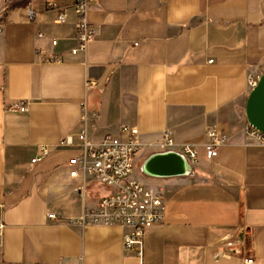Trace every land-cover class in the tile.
Masks as SVG:
<instances>
[{
    "label": "crops",
    "instance_id": "obj_1",
    "mask_svg": "<svg viewBox=\"0 0 264 264\" xmlns=\"http://www.w3.org/2000/svg\"><path fill=\"white\" fill-rule=\"evenodd\" d=\"M52 1L0 5V264H264V146L246 137L244 113L264 73V0H93L95 34L75 54L74 0ZM83 116L90 139L138 131L132 177L165 205L141 257L124 249L125 229L76 223L108 192L69 177L78 150L59 144L77 143ZM214 126L224 141L208 160ZM165 132L195 147L188 175L143 171ZM40 147L48 155L32 163Z\"/></svg>",
    "mask_w": 264,
    "mask_h": 264
},
{
    "label": "built area",
    "instance_id": "obj_2",
    "mask_svg": "<svg viewBox=\"0 0 264 264\" xmlns=\"http://www.w3.org/2000/svg\"><path fill=\"white\" fill-rule=\"evenodd\" d=\"M2 4L6 0H1ZM165 2L166 0H161ZM93 0H74L72 11L75 16L74 28L76 32V48L72 50L75 54L85 51L87 44L93 38L95 31L89 24L87 14ZM46 5L54 8L52 0H47ZM35 12L29 6L27 18L32 21ZM56 24L67 22L66 8L56 10ZM42 38V34H38ZM56 42L52 41V45ZM258 79L249 80L250 91L256 86ZM13 110L24 112L26 104L17 102L11 106ZM83 127L76 135V144L70 139L60 142L59 146H75L78 154L68 161L69 177H88L108 189L107 194L100 197L92 207H85L76 223L80 225H105L118 226L126 230L123 234L124 249L141 257L143 248V237L147 230L155 225L161 224L164 215V200L157 190L148 188L132 177L135 156L139 150L137 142L138 131L136 128L123 126L118 134H107L98 142L89 137L86 127V118H81ZM91 129L93 125L90 124ZM246 137L255 143L264 146V133L259 132L250 125L245 127ZM224 141L222 128L214 126L205 131V143L203 145L205 157L213 159L219 147ZM162 153H173L180 156L185 165L188 175L197 163V151L193 145L183 144L175 146L168 133L163 134L161 144ZM48 155L46 147L39 148V155L32 160V163ZM50 219L54 215L48 216ZM0 222V231L3 229ZM244 264H254L253 259L248 258Z\"/></svg>",
    "mask_w": 264,
    "mask_h": 264
},
{
    "label": "water",
    "instance_id": "obj_3",
    "mask_svg": "<svg viewBox=\"0 0 264 264\" xmlns=\"http://www.w3.org/2000/svg\"><path fill=\"white\" fill-rule=\"evenodd\" d=\"M248 125L264 133V73L256 86L249 92L244 106ZM143 171L155 177H180L186 173L183 159L173 153H160L151 156L144 164Z\"/></svg>",
    "mask_w": 264,
    "mask_h": 264
},
{
    "label": "trees",
    "instance_id": "obj_4",
    "mask_svg": "<svg viewBox=\"0 0 264 264\" xmlns=\"http://www.w3.org/2000/svg\"><path fill=\"white\" fill-rule=\"evenodd\" d=\"M29 2H30V0H21L18 3H14V2L9 1L5 7V10L7 11L13 7L18 6V5H27Z\"/></svg>",
    "mask_w": 264,
    "mask_h": 264
},
{
    "label": "rangeland",
    "instance_id": "obj_5",
    "mask_svg": "<svg viewBox=\"0 0 264 264\" xmlns=\"http://www.w3.org/2000/svg\"><path fill=\"white\" fill-rule=\"evenodd\" d=\"M9 1H11V0H6L5 3L2 4V1L0 0V5H2L1 9H4L5 6L8 4ZM92 140H93L94 142H97V141H98V140H95L94 138H92Z\"/></svg>",
    "mask_w": 264,
    "mask_h": 264
}]
</instances>
